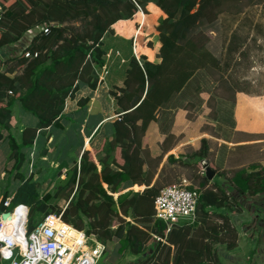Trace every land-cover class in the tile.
I'll return each mask as SVG.
<instances>
[{
	"label": "trees",
	"instance_id": "1",
	"mask_svg": "<svg viewBox=\"0 0 264 264\" xmlns=\"http://www.w3.org/2000/svg\"><path fill=\"white\" fill-rule=\"evenodd\" d=\"M0 2V47L15 44L28 29L34 31L22 53L17 54V46L7 48L6 62L10 60L12 66L0 71V124L8 129L10 156L14 159L12 168L5 169L2 178L0 211L5 208L4 198L10 194L8 187L14 171L20 184L11 198V207L24 204L33 215L44 211L48 200L56 197L50 191L41 197L40 184L33 175L25 176L19 171L24 159L22 149L33 144L37 129L62 127L64 101L73 95L77 80L96 88L103 81L100 74H106L113 66L115 72L123 73L121 79L108 81L116 113L113 133L104 137L98 147L83 150L79 167L70 174V182L76 187L69 204L60 209L62 220L82 229L73 217L86 216V232L97 234L103 241L117 237L118 251L135 255L125 264H208L215 257L214 243L225 242L228 248L236 245L237 226L230 218L229 200L235 206L252 210L253 225H264L260 205L251 209L252 203L250 208L245 203L250 196L258 198V204L264 195V166L258 163L239 167L230 176L220 172L221 180H210L202 173L193 222L166 232L165 224L153 218L154 198L161 187L157 179L153 181L154 172L145 167L151 157L142 146V137L163 103L181 90L195 70L194 56L188 49L193 41L190 34L205 18L217 14L222 0ZM154 48L158 60L142 51ZM115 52L122 58L116 54L115 59ZM17 102L38 119L35 126L20 132L12 131L9 124ZM207 150V139L203 137L200 147L190 155L176 157L170 153L167 159L188 165L204 159ZM125 183L135 190H125ZM21 209L22 206L15 209L14 218L22 214ZM130 212L133 220L126 219ZM212 215L219 221L209 219ZM68 228L64 232L66 238L74 239L79 232L67 231Z\"/></svg>",
	"mask_w": 264,
	"mask_h": 264
},
{
	"label": "rangeland",
	"instance_id": "2",
	"mask_svg": "<svg viewBox=\"0 0 264 264\" xmlns=\"http://www.w3.org/2000/svg\"><path fill=\"white\" fill-rule=\"evenodd\" d=\"M219 9L216 15L201 21L190 34L193 41L188 49L194 56L192 62L196 66L195 70L181 90L172 93L163 103L156 118L150 120L153 121L154 126L151 124V128L148 129L149 121L142 137V146L150 152L149 157H151L145 167L154 172L153 181L157 179L156 183L160 187L179 183L185 178L189 185L199 189V176L204 173L203 162L215 171L214 180H221L223 177L220 176V172L230 176L235 169L242 166L249 168L251 163H257L260 156L264 157V142H262L264 132L250 131L246 128L249 126L246 124L248 116L264 108V0H222ZM28 36L27 31L23 33L20 42L18 41L20 46L29 43ZM11 66L12 63L8 60L0 71ZM262 119L252 118L254 124L264 126ZM10 121L12 122H9L11 130L16 132L13 122L17 123V119L12 118ZM170 134L173 135L170 136ZM167 135L169 136L166 138ZM203 137L207 139L208 144L204 159L188 165L167 159L170 153L176 157L180 154L190 155L200 147ZM258 137L261 142L257 144V148H253V144L248 142ZM154 140L158 143L157 148L150 146ZM51 145L53 149L56 145L55 139ZM168 147L170 149L163 154L162 149ZM57 153L58 151H55L50 154L49 163H52L51 158H54L53 156ZM29 161H32L31 158ZM78 161L75 164L74 161L67 164L59 162V166L55 170L51 169L47 174L35 176L32 173L33 178L40 184L41 197L47 191H50L53 196L55 193L56 197L48 200L44 211L33 213V215L27 206L28 227H31L42 214L58 213L69 204L76 187V183L72 185L70 182V174L75 167H79L80 160ZM27 165L28 163L25 164L26 167ZM207 185L211 186V182ZM129 187L130 185L125 183V189H130ZM253 200V197L247 196L245 203L249 208L252 203L251 209L260 205V209L264 212L261 208V206L264 207V195L260 197L258 204L255 203L258 198ZM227 205L232 210L230 214H236L234 208L238 206L233 204V200H229ZM242 207L236 208L237 211ZM247 212L248 215L253 214L252 210ZM11 214V218H14V212ZM262 215L264 216V213ZM120 216L119 214L117 217L118 221L121 220ZM126 219L133 220L131 212ZM209 219L219 221L216 215H212ZM73 220L82 226V229L78 228V230L86 232L89 228L87 224L89 218L86 216L80 219L74 216ZM70 229L72 228H68L67 231ZM238 229L237 227L236 244ZM86 234L88 238L84 242L85 247L93 248L96 242L104 245L102 248L100 246L101 251L98 253L95 264H125L135 258V255L127 250L125 253L118 251L117 237L103 241L95 233L86 232ZM230 238L231 235L228 239ZM213 245L215 257L208 264H241L245 261L246 264H250L252 262L249 253V257L247 255L234 259L225 242ZM5 250L12 257L17 252V246Z\"/></svg>",
	"mask_w": 264,
	"mask_h": 264
},
{
	"label": "crops",
	"instance_id": "3",
	"mask_svg": "<svg viewBox=\"0 0 264 264\" xmlns=\"http://www.w3.org/2000/svg\"><path fill=\"white\" fill-rule=\"evenodd\" d=\"M156 12L157 14L161 13L159 9H157ZM126 31H128V29H126ZM115 40L123 43V40H121L119 37H116ZM18 41L20 42V39ZM18 41L13 45L5 46L4 52H6L7 48L11 46L19 45ZM155 50L156 48L144 49L142 51L146 52L149 58L158 60ZM138 53L139 51H137L135 54L138 55ZM116 54L117 52L113 54L115 59L116 56L120 59L122 58V54ZM119 65L120 63L117 66L118 69L120 68ZM115 70L116 69L111 66L108 68V72L106 74L104 73V75H102L99 73L103 78V81L99 83L96 88H91L86 82L82 80L76 81V90L72 96H68L64 101L62 116L60 118L62 127L50 125L45 129H37L33 144L22 149L25 161L23 160L21 168H19L21 173H23L25 176H28L30 173H33L35 176H39L42 174H47L48 172L50 173L51 169L55 170L59 166V162L62 164H67L68 162L74 161L75 164L76 162H79L78 160H80L84 149L98 147L104 137H110L112 135V122L116 117V113L114 111L113 97L109 93L108 81L110 82V80L115 81L117 79H121L123 74L122 70H118L117 72H115ZM254 117L264 119V108H261L252 115L248 116V122L246 123L249 125L246 128H249L250 131L264 132L257 131L259 129L264 130V126L258 123L254 124L255 122L252 120ZM12 118L17 119V123L14 121L13 125L16 126V129L19 132L27 126H35L38 121L37 117L34 114L25 111L19 102L13 106L11 119ZM263 119L261 120L262 124H264ZM237 120L238 124H240L239 118H237ZM10 123L12 122L10 121ZM151 124L153 125V121L149 122L148 129L151 128ZM13 128L14 127H12V129ZM7 134L8 129L4 128V126L0 124V186L3 184L2 178L5 174V169L12 168L14 164V159L10 156L11 149L8 143ZM54 139L56 141V145L52 149L51 143ZM259 140V137L253 138L248 143L253 144V148H257V144L261 142ZM150 146L152 148H157V141H152ZM169 149L170 147L166 148V150L162 149L163 154L167 153ZM55 151H58V153L53 156L54 158H51L52 163H49L50 154ZM29 158H31L32 161H29ZM256 162L264 166V157L260 156ZM27 163L30 166L27 165L26 167L25 164ZM24 167L28 171H26ZM58 172L60 173V171ZM14 173L15 171L12 174L8 187L10 193L9 195L12 197L15 189L20 184L19 178H17ZM52 186L55 187V185ZM129 188H132V185H130ZM1 191L2 190L0 188V200ZM235 213L236 214H230V216L234 224L239 229L237 244L234 247L228 249L231 256L237 260L238 258L240 259L241 257H246L249 253L252 260L250 264H264V225H253L254 221H251L252 215H248L247 210L243 207L238 211L236 210ZM257 217H259L258 214ZM261 217L264 216L262 215ZM18 237L19 236H17V238ZM74 239L76 241L79 240V233L74 236ZM19 240L22 242V237H19ZM5 249L6 248H0V264H6L7 262L9 263L11 259V255L6 253ZM249 255L247 257H249ZM241 264H246V261Z\"/></svg>",
	"mask_w": 264,
	"mask_h": 264
},
{
	"label": "built area",
	"instance_id": "4",
	"mask_svg": "<svg viewBox=\"0 0 264 264\" xmlns=\"http://www.w3.org/2000/svg\"><path fill=\"white\" fill-rule=\"evenodd\" d=\"M2 13L0 2V20ZM39 28L47 31L45 26ZM27 34L30 41L34 35L33 29H28ZM17 47V54L22 53L24 46ZM4 49L5 46L0 47V70L7 60ZM24 53L29 54L28 51ZM200 192L197 187L189 185L185 178L179 183L162 186L154 198L153 218L165 224L166 232L179 224L193 222ZM11 198V195L4 198L2 203L5 208L0 211V248L17 246V252L8 264H95L103 243L96 242L93 248L85 247L84 242L88 235L84 230H78L63 221L62 210L55 214H42L30 228L27 219L28 207L24 204L11 207ZM19 206H22V214L18 217L9 219L3 216L6 211L13 213ZM67 227L79 232L78 241L66 238L64 232ZM17 236L22 237L24 242Z\"/></svg>",
	"mask_w": 264,
	"mask_h": 264
},
{
	"label": "water",
	"instance_id": "5",
	"mask_svg": "<svg viewBox=\"0 0 264 264\" xmlns=\"http://www.w3.org/2000/svg\"><path fill=\"white\" fill-rule=\"evenodd\" d=\"M203 167L204 174L207 176L208 179H211L214 176L215 171L206 162H203ZM6 214H8L7 211L3 214V216H5Z\"/></svg>",
	"mask_w": 264,
	"mask_h": 264
},
{
	"label": "bare ground",
	"instance_id": "6",
	"mask_svg": "<svg viewBox=\"0 0 264 264\" xmlns=\"http://www.w3.org/2000/svg\"><path fill=\"white\" fill-rule=\"evenodd\" d=\"M11 215H12L11 213H8V214L5 215V217L10 219Z\"/></svg>",
	"mask_w": 264,
	"mask_h": 264
}]
</instances>
